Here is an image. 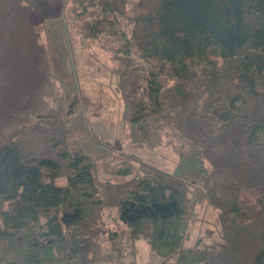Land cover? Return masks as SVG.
Masks as SVG:
<instances>
[{"label":"trees","instance_id":"obj_1","mask_svg":"<svg viewBox=\"0 0 264 264\" xmlns=\"http://www.w3.org/2000/svg\"><path fill=\"white\" fill-rule=\"evenodd\" d=\"M73 1L82 38L119 47L129 143L195 158L220 240L183 245V175L125 164L100 179L59 126L75 108L37 22L65 0H0V264H138L140 241L155 264H264V0H146L129 32L123 0Z\"/></svg>","mask_w":264,"mask_h":264},{"label":"rangeland","instance_id":"obj_2","mask_svg":"<svg viewBox=\"0 0 264 264\" xmlns=\"http://www.w3.org/2000/svg\"><path fill=\"white\" fill-rule=\"evenodd\" d=\"M145 2L123 0L124 4H119L123 7L122 22L126 31L132 27L131 18L145 11ZM74 7L73 0H65L54 15L39 17L37 22L41 41L47 47L52 74L62 91L67 93L66 102L75 108L59 126L71 129L77 144L95 157L100 179L112 178L110 172L125 164L132 165L137 173L143 168L183 175L190 181L185 215L187 237L183 245L192 246L197 239H201V243L219 241V211L202 195L196 181L200 168L195 158L180 160L173 147L165 143L153 147L129 143L122 117L123 95L114 74L119 64L116 58L122 56L118 53L119 47L113 38L104 35L97 39L82 38ZM54 181L65 184L66 178L59 176ZM112 214L111 208L104 210L105 226H114ZM134 255L138 264H155L159 260L144 241L135 246ZM131 258L128 255L123 260Z\"/></svg>","mask_w":264,"mask_h":264}]
</instances>
